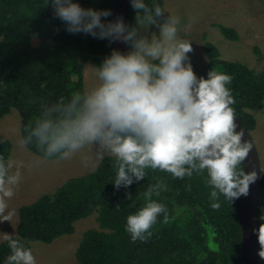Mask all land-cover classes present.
I'll use <instances>...</instances> for the list:
<instances>
[{"label": "clouds", "instance_id": "obj_1", "mask_svg": "<svg viewBox=\"0 0 264 264\" xmlns=\"http://www.w3.org/2000/svg\"><path fill=\"white\" fill-rule=\"evenodd\" d=\"M68 33H83L125 44L112 47L92 64L91 86L61 96L35 119L25 143L35 141L45 160L72 158L95 147L97 162L112 159L116 187L141 180L147 169L172 177L206 174L213 209L219 197L234 201L246 196L256 180L254 171L241 167L249 153L234 118L229 87L233 77L211 68L198 75L189 53L192 40L181 36L182 19L160 0H129L134 22L112 7L86 6L82 0H44ZM60 31V27L56 28ZM81 158L87 162V154ZM12 169H15L12 171ZM21 181V164L0 155V221L15 213L8 198ZM161 183L150 185L145 201L126 216L125 231L132 241H144L166 205L152 199ZM8 254L3 264H37L31 247L5 233ZM264 259V225L258 235Z\"/></svg>", "mask_w": 264, "mask_h": 264}, {"label": "trees", "instance_id": "obj_2", "mask_svg": "<svg viewBox=\"0 0 264 264\" xmlns=\"http://www.w3.org/2000/svg\"><path fill=\"white\" fill-rule=\"evenodd\" d=\"M44 0H0V119L14 108L22 118L25 143L35 119L46 108L56 104L61 96L85 88L84 69L87 63H99L115 44L83 33H68L63 22L52 15L51 5ZM86 6L112 7L116 0H82ZM163 5V1L160 0ZM129 8L128 22H134ZM50 24V29L46 28ZM60 31H56L57 27ZM221 33L238 40L236 28L218 24ZM33 36L39 38L34 45ZM211 66H221L232 75L229 85L235 103L232 105L249 131L257 120L249 112L264 105V68H250L241 61L220 60L218 48L205 44ZM259 58L264 55L256 47ZM194 70L196 61L189 53ZM38 156L43 152L35 141L25 143ZM13 145L0 139V155L11 158ZM44 158V157H43ZM47 159H56L49 157ZM112 159L105 155L95 170L68 178L54 192L19 208L17 235L25 246L33 241L51 243L56 238L72 234L75 223L98 213L100 228L87 229L76 250L79 264H245L242 252V227L238 212L244 195L228 202L219 197L220 208L210 207L211 186L206 174L175 178L159 169H147L141 180L116 187ZM241 167L244 168V162ZM166 185L153 192L152 199L166 205L165 211L144 241H132L125 231L126 216L143 205L150 185ZM264 186V171L261 172ZM127 192L128 197L122 196ZM188 214L190 221L181 228L180 218ZM258 215L264 225L260 203ZM207 240L209 243L206 244ZM8 242L0 243V264L10 251ZM259 264L264 259L259 258Z\"/></svg>", "mask_w": 264, "mask_h": 264}, {"label": "rangeland", "instance_id": "obj_3", "mask_svg": "<svg viewBox=\"0 0 264 264\" xmlns=\"http://www.w3.org/2000/svg\"><path fill=\"white\" fill-rule=\"evenodd\" d=\"M173 15L182 19L181 36L192 40L193 55L196 61V72L200 75L212 67L205 44L211 42L218 48L217 57L220 60L241 61L255 70L264 68V58H259L255 48L258 47L264 55V0H162ZM218 24L234 27L238 30V40L227 39ZM50 29V24H46ZM39 38L33 36V44L39 43ZM264 57V56H263ZM92 63H87L84 69L85 87L91 86ZM218 71L221 66H214ZM257 120V126L251 131L260 156L262 171H264V105L250 111ZM0 139H9L13 149L11 158L21 164V181L15 185V194L8 198L15 213L8 222L7 229L2 232L15 235L19 208L24 204L34 202L47 192H54L68 178L89 173L96 169L98 163L94 157L95 147L89 146L80 150L72 158L66 160L47 159L29 150L22 137V118L17 109L0 119ZM87 154L88 160L81 156ZM15 169H12L14 171ZM122 196L128 197L127 192ZM264 214V186H261L260 200ZM98 213L75 223L72 234L62 235L51 243L33 241L31 248L37 258V264H79L76 250L83 233L90 228H100ZM190 221V216L184 214L180 218L183 228ZM1 222V221H0ZM14 224V227L11 225ZM2 234V235H3ZM2 241V240H0ZM209 243L207 240L206 244Z\"/></svg>", "mask_w": 264, "mask_h": 264}, {"label": "water", "instance_id": "obj_4", "mask_svg": "<svg viewBox=\"0 0 264 264\" xmlns=\"http://www.w3.org/2000/svg\"><path fill=\"white\" fill-rule=\"evenodd\" d=\"M129 0H116V12L123 13L128 22ZM115 47L126 49L125 44H115ZM233 107V106H232ZM234 109V108H233ZM234 118L239 130L243 132L242 139L249 144V153L244 161L245 171H254L256 180L250 184L249 192L244 197V201L238 212V219L242 227V252L245 264H259V250L261 244L258 239L259 228L263 225L258 215V204L261 193V161L251 131L247 129L237 112L234 110Z\"/></svg>", "mask_w": 264, "mask_h": 264}, {"label": "crops", "instance_id": "obj_5", "mask_svg": "<svg viewBox=\"0 0 264 264\" xmlns=\"http://www.w3.org/2000/svg\"><path fill=\"white\" fill-rule=\"evenodd\" d=\"M7 221H8V220H7ZM7 221H1V222H0V240H2V241H3V238H2V237H3V235H4L2 232H4V230L7 229V226H8V222H7ZM19 221H20V219L18 218V221H17V223H16V224H17V227H16V233H15V235H17V228H18ZM11 224H12V223H11ZM12 226L14 227V224H12L11 227H12ZM2 234H3V235H2ZM15 235H14V236H15ZM2 241H0V243H1Z\"/></svg>", "mask_w": 264, "mask_h": 264}]
</instances>
